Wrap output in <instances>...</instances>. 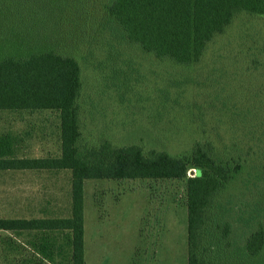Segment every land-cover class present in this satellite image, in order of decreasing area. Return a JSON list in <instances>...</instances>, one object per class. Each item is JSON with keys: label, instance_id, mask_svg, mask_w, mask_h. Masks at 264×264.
Masks as SVG:
<instances>
[{"label": "rangeland", "instance_id": "obj_1", "mask_svg": "<svg viewBox=\"0 0 264 264\" xmlns=\"http://www.w3.org/2000/svg\"><path fill=\"white\" fill-rule=\"evenodd\" d=\"M105 53L102 46L80 62L83 142L175 155L208 141L216 158L239 166L217 198L232 244L243 247L251 233L264 232V16L239 15L191 68L130 50L122 60H131V70L116 75L111 70L122 64ZM0 133L23 140L19 157L59 155L57 120L49 113H2ZM68 188L63 171L3 172L0 217L65 216ZM83 195L85 264H187L185 180H89ZM30 237L0 231V264L30 252ZM63 256L51 264H66ZM259 257L264 264V246Z\"/></svg>", "mask_w": 264, "mask_h": 264}, {"label": "trees", "instance_id": "obj_2", "mask_svg": "<svg viewBox=\"0 0 264 264\" xmlns=\"http://www.w3.org/2000/svg\"><path fill=\"white\" fill-rule=\"evenodd\" d=\"M242 14L264 16V0H0V114L49 113L59 134L58 156L30 158L18 156L23 140L0 133V174L69 175L65 216L0 217V231L31 236L30 252L16 264H51L57 254L66 264H85L83 186L89 180H185L187 264L258 263L263 229L243 247L232 244L217 205L237 164L216 158L208 141L175 155L107 140L89 144L80 116V62H90L102 46L110 61L122 64L111 70L116 75L131 70V60H122L130 50L159 64L191 68ZM190 168L195 172L187 177Z\"/></svg>", "mask_w": 264, "mask_h": 264}]
</instances>
